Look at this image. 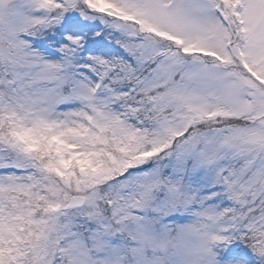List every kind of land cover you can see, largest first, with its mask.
Listing matches in <instances>:
<instances>
[{"label": "rangeland", "instance_id": "obj_1", "mask_svg": "<svg viewBox=\"0 0 264 264\" xmlns=\"http://www.w3.org/2000/svg\"><path fill=\"white\" fill-rule=\"evenodd\" d=\"M8 1H10L9 7ZM39 2L47 6L43 11L39 10ZM52 5L68 8L73 5L78 9L84 8L86 12L89 8L97 11L95 13L97 15L113 16L115 19L112 26L120 25L122 34L140 38L136 45L140 46V57L143 60L155 56L162 49L169 51V47L174 46L173 51L168 52L163 59L155 75L153 74L154 76L143 86L147 90L159 89V94L156 96L158 103L154 102L151 105L157 109L158 118L163 117L159 119L158 126L165 130H177L180 138L176 140L179 143H176L178 149L175 148L172 153L168 152L170 148L165 151L168 155L167 171L163 169L146 171L142 174L133 173L117 187L119 190L112 209V217L122 227L110 228L111 224L106 219H99L96 222L97 230L93 232L91 238H88L97 255V261L92 260L84 243L71 234L69 247L66 246V240L58 236H49L44 242H39L37 262H45L52 255V250L57 251L60 256L71 258L70 263L73 264H94V262L124 264L125 257L139 259L138 256L142 253L136 254L137 248L139 251L159 250L160 253H164L169 244L172 246L174 244V239L170 240L173 232L169 230H173L174 226L165 218L174 215L179 217L177 223L182 224V241L179 244L182 256L178 255L176 258L166 256L170 261L169 264L179 263L181 260H183L182 264L204 260L212 253L210 241L218 239L220 230L225 226L222 224L224 220H221L228 210L236 207L238 203L249 201L250 193L252 197L259 195V201L264 200V87L257 80L264 77V0H247L244 11L245 30L236 23L238 17L236 0L221 1L220 8L226 16V22L216 12L215 0H0L2 31H5L4 34L7 36L17 34L21 30L33 31L35 23L48 16ZM116 8L120 13L114 11ZM7 13L9 17L4 23V15ZM120 21L123 24H120ZM156 21L163 24V28L171 29L176 37L182 36L185 42L184 56L187 52L192 56L184 57L181 47L172 40L173 37L168 38L161 34L159 29V34L153 32L157 25ZM84 22L79 19L80 25ZM242 30L244 34L241 36ZM137 32L140 34L138 35ZM148 34L157 39L148 38ZM79 35H81L79 28L72 24L66 25L64 34L57 43L32 41L28 44V49L40 66L60 64L63 59L62 46L67 44L70 38L77 39ZM239 51L243 57L238 54ZM7 53L0 49V61L8 57ZM104 56L106 55L103 54ZM190 58L191 60H188ZM98 62L104 64L105 60ZM108 62L110 63L111 59ZM241 63L253 69L257 79L251 77ZM48 70L49 67L41 73L36 71L38 77L34 78L50 79ZM86 72L88 84L97 86L99 77ZM63 77L62 82L65 79ZM16 78L18 81L21 80L17 74ZM142 79H145V76ZM59 82L60 80L56 85ZM80 93L83 94L73 93L67 99H57L53 108L45 107L44 101H40L38 95L36 97L30 95V98L24 97V93H16V95L29 103L32 108L28 110L29 113L32 111L37 114V119L41 118L42 122L38 121L40 126L59 127V133L64 134L65 139L72 141H75L72 138L75 136L90 145L96 142L107 144L110 141L105 136L107 132H100L99 124L98 129L94 126L93 119L99 113L97 93L85 84ZM54 94L53 92L52 98ZM14 100L24 104L16 97ZM36 101L39 104L34 105ZM149 102H152V99ZM21 104L18 106H22ZM223 106H229L230 109L224 110ZM10 111L14 112L15 108L12 107ZM225 111L252 113L254 116L262 117L253 126L242 124L218 126L204 129L203 132L199 131L201 127L197 125L207 123V118L202 121L196 120L193 128L192 125L189 126L191 115L221 114L220 112ZM224 120L226 124L229 121L235 122L233 118L231 120L224 118ZM109 121V130H115L112 133L120 132L128 137L131 135L127 132L129 129L125 124L126 120L119 122L113 118ZM8 122L14 124V118L12 117ZM105 127L106 123L103 128ZM0 128L4 130L2 134L8 132L14 138L12 130L7 125L3 124ZM3 145L10 148L8 152L16 147L15 141ZM154 146L159 144L156 143ZM154 146L149 145L148 152H154ZM145 155V151L142 152V156ZM64 160L67 161V158ZM7 166L0 164V176L4 175ZM98 169L99 174L108 173L110 165L103 164ZM90 193L87 207L75 211V214L79 213L85 220L86 218L92 220V216L98 212L96 201L101 197L98 188H93ZM155 196H159V202L153 201ZM156 204L158 206L155 207ZM150 207L157 216L145 211ZM184 208L188 210L185 212ZM161 211L164 212L162 216L159 215ZM187 212L189 214H186ZM185 214L190 216L188 219L193 220L192 223L184 222L181 217ZM69 218L70 221L77 218L74 210L69 214L56 213L55 226L68 224ZM137 221L139 240L135 243L138 246L136 248L135 245L127 255L124 247L125 238H120L117 232H121V229L128 232L130 224L135 226ZM86 225L89 228L90 225L88 223ZM248 257L249 254L242 253L236 258L235 264H243ZM60 263L68 264L62 257ZM165 263L167 262L163 257L153 255L147 256L142 264Z\"/></svg>", "mask_w": 264, "mask_h": 264}, {"label": "trees", "instance_id": "obj_2", "mask_svg": "<svg viewBox=\"0 0 264 264\" xmlns=\"http://www.w3.org/2000/svg\"><path fill=\"white\" fill-rule=\"evenodd\" d=\"M88 44L90 43H85V46ZM125 86L124 82L114 83L119 95L114 98L120 104L127 94H132ZM117 108L114 109L117 111ZM133 108L139 109L138 106ZM220 113L222 115H196L197 120L207 118V123L200 124L201 129L248 124L256 118L252 113L238 117H233L228 112ZM120 118L118 116L119 120ZM224 118H233L235 122L233 124L229 121L226 124ZM3 124L7 125L14 135L12 138L10 133L4 135V130H0V147L3 146L6 150L4 156L13 160L16 159L15 156H19L22 158L20 160L36 165L39 170L34 172L38 178L32 184L22 182L12 185L8 182L0 188L1 195L4 196L0 198V264H35L33 255L36 253V243L44 235H51V213L60 209L68 196L77 192H90L93 188L104 190L110 178L118 177L127 170L144 169L149 163L157 160L168 145H175V140L180 138L177 130V135L169 137L173 139H170V142L160 136L138 138L147 132L129 124V137L120 132L112 133L115 130L110 129L107 135L105 134L110 139L107 144L96 142L90 145L84 140H75L77 147L72 150L69 143L55 140L49 131L40 132L37 124H31L29 127H23V124L18 125L16 122L12 124L0 113V126ZM186 134L187 132L184 136ZM13 139L16 147L8 152L10 148L3 144L13 143ZM156 143L159 146H154ZM149 145L154 146V152H148ZM144 151L145 157L142 156ZM66 155L68 160L64 161L62 157ZM103 164L110 165V170L108 173L99 174L98 168ZM3 181V178L0 179V184ZM249 195V201L238 203L236 207L228 210L221 220H224L222 224L225 226L220 230L218 238L223 247L250 252L252 258L248 264H264V200L259 201V195H255L256 198L252 197L251 193Z\"/></svg>", "mask_w": 264, "mask_h": 264}, {"label": "water", "instance_id": "obj_3", "mask_svg": "<svg viewBox=\"0 0 264 264\" xmlns=\"http://www.w3.org/2000/svg\"><path fill=\"white\" fill-rule=\"evenodd\" d=\"M84 198L82 196L73 197L67 207H72L74 205H79L83 202Z\"/></svg>", "mask_w": 264, "mask_h": 264}]
</instances>
